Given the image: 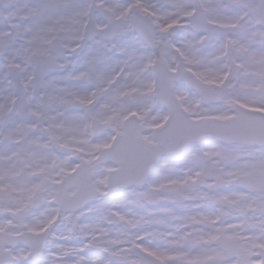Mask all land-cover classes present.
<instances>
[{"label": "snow or ice", "instance_id": "6c2138e0", "mask_svg": "<svg viewBox=\"0 0 264 264\" xmlns=\"http://www.w3.org/2000/svg\"><path fill=\"white\" fill-rule=\"evenodd\" d=\"M0 264H264V0H0Z\"/></svg>", "mask_w": 264, "mask_h": 264}]
</instances>
